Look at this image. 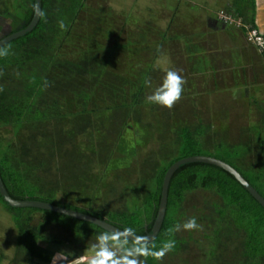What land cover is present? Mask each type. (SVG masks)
Returning <instances> with one entry per match:
<instances>
[{
	"label": "trees",
	"instance_id": "1",
	"mask_svg": "<svg viewBox=\"0 0 264 264\" xmlns=\"http://www.w3.org/2000/svg\"><path fill=\"white\" fill-rule=\"evenodd\" d=\"M12 1L20 24L9 35L27 29L34 15V0ZM84 3L85 0H41L45 17L40 16L31 33L10 43L7 57H0V87L3 88L0 126H10L14 135V141L6 144L0 138V177L10 197L51 203L105 220L120 230L132 227L138 234L147 236L157 216L168 167L184 157L207 155L236 169L264 198V99L253 98L248 103L249 124L239 128L235 135L228 129L213 131L209 112L218 113L223 123L228 114L227 108L214 100L202 102L207 113L205 119L201 111L190 109L187 111L190 121L180 119L177 125L172 123V111L163 110L159 148L137 165L134 180L127 176L117 177L112 183L101 180L97 191L101 203L95 210L90 205L83 208L57 200V194L70 182L81 181L85 170L89 171L93 164L103 166L106 159L101 143H98L101 150L91 154L69 152L64 157L62 148L66 141L59 130L61 120L68 115L76 131L96 129L93 94L97 90L104 93L106 89L113 96L108 98L112 112L119 113L122 120L141 122L140 107L146 103L145 80L152 81L155 76L151 68H146L133 85V92L127 94L124 89L132 86L128 81L115 77V81L103 82L116 52L124 51L130 56L131 50L127 45L115 43L107 54L91 38L87 40L89 47L77 59H63L51 41L52 28L62 35L70 32ZM244 6L238 4L236 14L242 24L253 25V16L247 17ZM60 20L64 21L66 30L59 27ZM261 54L264 57V51ZM235 62L236 66L240 63L238 59ZM16 69L27 72V76L18 79L14 75ZM21 81L22 89L18 90L16 85ZM62 102H71L74 111L61 112ZM64 158L67 162L62 161ZM193 200L199 202L194 204ZM0 203L18 226L15 253L8 259L0 252V264H49L54 254L39 245V240L54 246L75 245L79 239L95 241L105 231L92 223L51 211L12 208L1 197ZM24 211L43 213L53 225L55 235H46L21 223ZM190 217H195L203 226L198 231V239L168 232ZM170 239L176 241V246L164 258L184 256L183 264H264V207L223 169L206 163L183 164L169 180L166 214L152 242L158 249ZM191 241L197 248L202 247L199 249L203 258L195 255L197 258L191 261L186 259L194 251ZM164 258L157 261L149 257L146 264H163Z\"/></svg>",
	"mask_w": 264,
	"mask_h": 264
},
{
	"label": "rangeland",
	"instance_id": "2",
	"mask_svg": "<svg viewBox=\"0 0 264 264\" xmlns=\"http://www.w3.org/2000/svg\"><path fill=\"white\" fill-rule=\"evenodd\" d=\"M241 3L245 5L247 17H251L252 0H85L70 32L62 35L52 28L51 41L63 59L70 61L77 59L78 54L89 47L87 40L90 38L93 43L96 40L100 50L106 53L115 43L129 46L132 55L118 50L103 82L115 81V77H119L132 85L124 89L125 94L131 93L139 74L151 68L155 76L151 78V87H145V99L160 85L167 70L179 71L186 83L181 100L171 109L172 123L177 125L180 119H189L191 115L187 111L190 109L201 111L205 119L207 113L202 102L207 103L209 99L228 110L224 123L218 113L209 112L213 131L228 129L235 135L239 128L249 124V99H264V70L260 71L256 63L260 58L258 54L262 52L247 41L248 25L240 26L237 22L240 17L236 11ZM16 14L12 0L0 2V34L4 37L18 28L20 19ZM242 52L244 61L236 66V58ZM27 74L18 69L14 73L18 79ZM22 83L17 82L18 90L22 89ZM218 93L221 96L213 95ZM93 96L95 109L92 114L96 129L76 131L67 115L59 123V130L66 141L62 151L64 157L69 152L85 156L101 150L98 146L101 143L105 163L103 166L90 163L91 169L85 170L81 181H67L68 187L56 198L83 208L90 205L95 210L101 203L97 192L101 180L112 183L122 176L134 180L137 165L158 150L163 130L160 115L166 108L145 103L140 107L141 122L125 121L119 113L110 110L108 98L113 96L109 91L105 89L100 93L97 90ZM59 107L66 114L74 111L71 102H62ZM0 138L4 144L14 141L10 126H0ZM62 161L67 162V158ZM199 201L193 200L192 203ZM47 220L41 212L24 211L21 217V223L28 228L53 236L56 231ZM179 234L193 239L200 236L198 231H181ZM17 235V224L0 203V252L8 259H12L15 253ZM93 242L79 239L75 245L54 246L38 241L54 254L49 264H67V258L61 256V252L71 253V258L88 255ZM190 244L194 251L187 256L188 261L197 258L193 257L195 255H202V247L197 248L192 241ZM183 263L184 256L182 259L180 256L166 257L163 264ZM76 264H84V261L77 260Z\"/></svg>",
	"mask_w": 264,
	"mask_h": 264
},
{
	"label": "clouds",
	"instance_id": "3",
	"mask_svg": "<svg viewBox=\"0 0 264 264\" xmlns=\"http://www.w3.org/2000/svg\"><path fill=\"white\" fill-rule=\"evenodd\" d=\"M40 15L41 18L45 17L43 12ZM240 21V26H242V20L240 19ZM58 23L61 29L66 30L63 20ZM251 29L256 28L248 25L247 33ZM0 45H2L0 46V57H7L10 52V43L6 41L2 34H0ZM185 83L186 80L179 71L169 69L165 72L160 85L146 97L145 102L171 110L181 100ZM145 85L151 87V80L146 79ZM45 86H48L47 81H45ZM0 91H3L2 87H0ZM202 228L203 226L197 222L195 217H190L183 223H177L169 228L168 232L172 234L181 231H199ZM175 246L176 241L170 239L157 249L150 237L138 234L132 227H125L122 230L102 231L96 236L95 241L90 244L89 254L86 256L71 258L72 254L66 252H61L60 255L67 258V264H76L77 260H83L84 264H146L149 257L162 261Z\"/></svg>",
	"mask_w": 264,
	"mask_h": 264
},
{
	"label": "water",
	"instance_id": "4",
	"mask_svg": "<svg viewBox=\"0 0 264 264\" xmlns=\"http://www.w3.org/2000/svg\"><path fill=\"white\" fill-rule=\"evenodd\" d=\"M41 14V0H34V15L33 18L28 26L27 29L19 31L17 33L11 34L7 36L5 39L7 42L11 43L17 39H20L29 33H31L35 27L37 26L40 15ZM2 46V45H0ZM206 163L210 165H214L216 167H219L223 169L224 171L228 172L230 175H232L238 183H240L243 188L261 205L264 207V198L256 192V190L246 181V179L232 166L227 164L226 162L217 159L212 156L207 155H193L189 157L181 158L174 163H172L168 170L166 171L163 182H162V189H161V197L160 202L158 206L157 216L155 219V222L152 226V231L148 237L153 241L156 236L158 235L160 228L162 226L165 214H166V207H167V198H168V183L172 176V174L179 168L181 165L186 163ZM0 197L3 200V202L12 208H20V209H39V210H46L51 211L55 213H59L77 220L85 221L92 223L98 227H100L103 230H111V229H119L110 223L106 222L105 220L99 219L97 217H94L92 215H88L85 213H81L78 211H74L71 209H67L61 206H56L51 203H46L42 201H33V200H15L10 197L8 194L2 179L0 177Z\"/></svg>",
	"mask_w": 264,
	"mask_h": 264
},
{
	"label": "crops",
	"instance_id": "5",
	"mask_svg": "<svg viewBox=\"0 0 264 264\" xmlns=\"http://www.w3.org/2000/svg\"><path fill=\"white\" fill-rule=\"evenodd\" d=\"M251 15L253 16L252 17L253 18V25H251V26H254L264 37V0H254L253 13ZM241 56L245 57L243 52L238 57V60L240 63H242L244 61L241 58ZM258 56L260 58L257 60L256 63H257V65L259 64L260 71H262L261 69L264 70V57L260 53L258 54ZM241 59H242V61H241ZM246 62H247V60H246ZM246 62H244V63H246ZM249 65H252V63L250 62Z\"/></svg>",
	"mask_w": 264,
	"mask_h": 264
},
{
	"label": "built area",
	"instance_id": "6",
	"mask_svg": "<svg viewBox=\"0 0 264 264\" xmlns=\"http://www.w3.org/2000/svg\"><path fill=\"white\" fill-rule=\"evenodd\" d=\"M237 22L241 24L240 19ZM247 41L254 45L260 52L264 51V37L256 29L248 31Z\"/></svg>",
	"mask_w": 264,
	"mask_h": 264
},
{
	"label": "flooded vegetation",
	"instance_id": "7",
	"mask_svg": "<svg viewBox=\"0 0 264 264\" xmlns=\"http://www.w3.org/2000/svg\"><path fill=\"white\" fill-rule=\"evenodd\" d=\"M7 36H9V35H7ZM7 36H6V37H7ZM6 37H5V38H6Z\"/></svg>",
	"mask_w": 264,
	"mask_h": 264
}]
</instances>
